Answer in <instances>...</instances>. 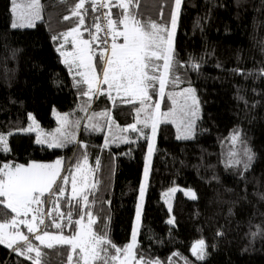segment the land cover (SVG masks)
<instances>
[{"label": "trees", "instance_id": "obj_1", "mask_svg": "<svg viewBox=\"0 0 264 264\" xmlns=\"http://www.w3.org/2000/svg\"><path fill=\"white\" fill-rule=\"evenodd\" d=\"M76 2L41 0L42 18L32 27L13 28L12 0H0V133H12L10 151H0V165L61 159L64 170L58 184L70 197L69 179L64 184L62 177L86 154L96 185L89 196L94 231L106 233L123 248L131 239L149 129L140 127L143 134L129 131L127 141L106 133L109 115L111 126L126 134L122 130L135 121L136 103L111 101L105 94L89 100L82 95L84 85L74 86L57 50L58 39L52 37L76 27V18L64 19ZM91 7L86 4V27L101 17V10L93 12ZM174 7L175 0H134L133 11L142 22L168 26ZM111 12L114 19L121 18V9ZM173 47L178 73L195 89L200 118L191 139H178L172 123L158 125L137 231V257L160 264H264V0H182ZM54 110L71 112L69 119L80 121L78 128L70 129L79 143L49 148L36 143L34 133L17 132L27 125L29 114L44 129L56 127ZM95 113L107 114L100 120L94 117V124L100 121L98 131L86 128ZM237 131L240 142L234 146L230 137ZM245 148L253 154L248 169L242 163L229 166V154L236 152L244 160ZM172 184L193 189L196 198L178 191L172 203L173 223H168L161 194ZM45 201V230L59 234L61 229L46 215L57 198L46 195ZM58 203L65 215L74 212L73 220L82 215L83 201L72 209L67 198ZM13 216L0 205V222ZM55 222L60 223V217ZM63 224V234L75 232L77 225L68 226L66 220ZM23 229L30 242L41 247L42 264H68L69 246L49 249ZM200 239L206 255L197 260L190 247ZM19 246L26 247L23 242ZM0 264L32 261L0 245Z\"/></svg>", "mask_w": 264, "mask_h": 264}, {"label": "snow or ice", "instance_id": "obj_2", "mask_svg": "<svg viewBox=\"0 0 264 264\" xmlns=\"http://www.w3.org/2000/svg\"><path fill=\"white\" fill-rule=\"evenodd\" d=\"M12 4V11L17 15V21H19L13 22V28L32 27L35 21L41 19L43 7L41 0H31L26 6L27 10L20 12H18V9L22 8V6L17 4V0H12ZM86 4H91L93 12L108 9L103 17L97 16L94 18L93 26L95 33L99 34L101 31H105L106 36L110 35V51L107 39L102 40L99 35H93L91 29L85 26V16L88 11ZM133 4L134 0H77L74 7L70 10V16H65L64 19L76 18L79 23L69 32L62 34L65 40H67L68 36L73 37L72 45L75 52L65 53L61 51V56L65 57L63 62L68 66L70 74H73L74 86L80 88L86 85V90L82 93L84 97H88L91 100L95 95L105 94L103 85H107V94L110 98L111 91L114 89L118 96L123 94L121 98L125 102L134 103L138 101L141 105L137 109L136 124L129 125L128 129H123L122 131L131 129L143 134V129L138 128L137 125H143L144 128L151 127L152 136L146 137L149 143L148 157H146L144 169L145 182L140 186V200L142 202L158 125L162 122H167L168 118H172L171 122L176 123V117L179 116L180 123L177 124V128L179 130L183 127L187 135L178 136V138H190L197 117L198 100L195 95V89L191 87L184 89L180 93H167L169 98H173L174 95L183 96L185 102L180 106L178 113L176 110L161 112L160 103L152 102L150 94L156 90V84L158 83L159 94L163 97L166 86L169 83L179 81V77L171 75L177 65L172 37L175 33L182 0H175V7L171 12V30L160 26L154 21L146 23L136 19ZM114 7L122 10L121 18H113L111 9ZM101 20L104 23H101ZM120 25L123 26V30H118ZM81 28L88 32L89 40L80 39L82 35ZM120 38H122L123 43H118ZM52 39L57 40L59 37L54 36ZM97 41H100L96 45L98 51H94V42ZM57 50L60 51V49ZM94 58L99 61V70L96 63H94ZM161 60L163 61L162 72L159 64ZM192 66L196 69L199 67V65L195 64ZM189 100L191 101L190 104ZM173 103H176L174 99ZM81 110L87 111L88 109L87 107H82ZM141 114H143L142 119L140 118ZM56 115L59 126L52 132H45L41 129L31 114L28 117L31 124L25 131L35 132L36 143L47 144L49 148H63L70 143H79L75 132L70 131V129L78 128L80 121H71L67 113ZM93 118H88L89 124L86 125V128L98 131L97 124L92 123ZM185 121L187 122L185 123ZM8 135H12V133H8ZM230 139L235 146L240 142V133L238 131L233 133ZM108 143L109 140L106 138L105 146ZM81 147L86 146L81 144ZM0 151H10L8 148V136L4 134H0ZM244 157L245 159L241 160L237 158L236 152H231L229 154V166H236L242 163L244 169L247 170L253 159L250 149H244ZM61 167V159H57L54 163L32 162L24 165L8 162L0 165V198H3L0 199V205L10 209L15 214L10 221L0 222V245H4L18 255L31 260L32 264H42L43 253L41 247L31 243L29 236L19 230V226L24 225L28 233L34 234L35 240L39 241L41 246L49 249H52L55 245L69 246L71 251L68 255V264H73L74 261L75 264H160L159 260L145 259L143 255L137 257L138 224L133 227L131 242L123 248L112 243L106 233L99 234L94 231L93 226L96 223V219L90 210L89 196L96 185L88 182L90 168L87 165L86 154L83 160L77 162L75 172L72 173L71 197H66L65 188L58 184V180L61 179ZM62 179L67 184L68 176H64ZM57 188H59L58 192ZM176 191H178L177 188H172L164 195L168 197ZM185 194L192 199L196 198V194L191 190H188ZM46 195H55L57 198L54 209L48 211L46 215L48 219L53 220L52 226L54 228L61 229L59 234H52L45 230L47 226L45 225V212L42 206L46 203ZM61 198L68 199V207L70 209L80 207L81 201H83L82 215L79 219L73 220V211H69L66 215L60 211L58 201ZM30 214L31 219L29 220ZM84 215H87L86 224L83 223ZM57 216L61 219L60 223L55 222ZM140 216L141 204H138L136 212L137 222H139ZM64 220L67 221L68 226L73 224L78 226L74 233L63 234ZM168 223H173V221L169 220ZM21 241L26 247L22 248L19 246ZM205 247L203 240L195 242L192 246L193 255L197 259H204L206 255ZM32 253L35 255H31ZM173 255H178V253ZM185 264H188V262L185 261Z\"/></svg>", "mask_w": 264, "mask_h": 264}, {"label": "rangeland", "instance_id": "obj_3", "mask_svg": "<svg viewBox=\"0 0 264 264\" xmlns=\"http://www.w3.org/2000/svg\"><path fill=\"white\" fill-rule=\"evenodd\" d=\"M31 2V0H17V4H19V5H21L22 6V8H20V9H18V12H20V11H26L27 9H26V6L29 4ZM12 7H13V4H12V6H11V26H12V24H13V22H19V21H17V15L16 14H14L13 13V11H12ZM41 18H42V15H41ZM40 20V19H39ZM39 20H37V21H39ZM37 21H35V23L37 22ZM79 23V21H78V19H77V24ZM35 25V24H34ZM94 25V24H93ZM90 26V27H87V28H91L92 30V34L93 35H99L100 37H101V34H103L104 35V33H105V31H101L99 34H97V33H95V28H94V26ZM160 26H162V27H167L169 30H171V25H168V26H165V25H160ZM17 28H28V27H17ZM71 30V29H70ZM70 30H68L67 32H69ZM118 30H123V26L122 25H120L119 26V28H118ZM66 32V33H67ZM85 32H87V31H85V29L84 28H81V33H82V35H81V37H80V39H84V40H89L90 39V36H89V34L86 36V37H84L83 36V34H85ZM175 33H176V29H175ZM175 33H174V35H173V37H172V42H173V40H174V36H175ZM106 34V33H105ZM166 35V34H165ZM106 38V36L104 35L103 36V39H105ZM72 39H73V37L72 36H68L67 37V40H65V38H64V36L63 35H61L60 37H59V39H58V49H60V51H59V53H60V55H61V51L62 52H65V53H70V52H75V49L73 48V45H72ZM107 41H108V47H109V51H110V45H111V37H110V35H107ZM100 43V41H97V42H94V47H93V50L94 51H98V48L96 47V45H98ZM118 43H123V40H122V38H120L119 40H118ZM61 59H62V62L64 61V59H65V57H63V56H61ZM176 59V58H175ZM176 61H177V59H176ZM64 63V62H63ZM94 63H95V60H94ZM65 64V63H64ZM159 64H160V66H161V72L163 71V61L161 60V61H159ZM66 65V64H65ZM67 66V65H66ZM178 66H179V62L177 61V65H176V67L174 68V70H173V72L171 73V75L172 76H174V77H179V81L178 82H176V83H169L167 86H166V89H165V95L163 96V97H161L160 96V94H159V84L157 83L156 84V90L154 91V92H151L150 94H151V96H152V102H159L160 103V111L161 112H170V111H173V110H176L177 111V113L179 112V109H180V106L181 105H183L184 104V102H185V98L183 97V96H180V95H174L173 96V98H169V96L167 95V93H173V94H176V93H180V92H182L184 89H186V88H189V87H191V88H193L191 85H189L188 83L187 84H184V82H183V79H182V77H181V75L178 73ZM68 67V66H67ZM69 69V68H68ZM72 76H73V74H71ZM101 78H102V74H101ZM77 79H79V77H77ZM85 86V90H86V85H84ZM103 88L105 89V95L111 100V101H114V100H123V101H125L124 99H122L121 97H122V95L123 94H121L120 96H118L117 95V93H116V91L113 89L112 91H111V98L109 97V95L107 94V85H103ZM194 89V88H193ZM196 95V94H195ZM96 96V95H95ZM197 98V97H196ZM173 99L176 101V103L174 104L173 103ZM198 100V99H197ZM189 102V104L191 103V101L189 100L188 101ZM134 103H136V111H135V121L132 123V124H136V122H137V109H139L140 107H141V105L139 104V102L138 101H136V102H134ZM168 106H167V105ZM153 107H154V103H153ZM65 113H67V114H69V116H70V114H71V112L70 113H68V112H58V111H56V110H54L53 111V116H54V118H55V120H56V122H57V125H56V127H54V128H52V129H44V128H42L38 123H37V121H36V123L40 126V128L41 129H43L45 132H52L53 130H55L59 125H58V121H57V115L56 114H59V115H63V114H65ZM98 113H95L92 117H96V119L98 118L99 120L101 119V117L102 116H100V115H97ZM31 116L33 117V115L31 114ZM28 117H29V115H28ZM34 118V117H33ZM141 119L143 118V114H141V117H140ZM200 118V107H199V103H198V109H197V117H196V119H195V126H194V128H193V130H192V132H191V135H190V138H187V139H191V138H193L194 136H195V132H196V124H197V121H198V119ZM35 119V118H34ZM163 119V118H162ZM93 120H94V118H93ZM93 120H92V123H94L93 122ZM99 120H97V122H96V124H97V126H98V128H99V125H100V121ZM99 121V122H98ZM172 121V118H168V120H167V122L168 123H172L173 125H174V127H175V130H176V137L178 138V136H180V137H183L184 135H187V133L184 131V128L183 127H181L179 130H178V128H177V124L178 123H180V117L179 116H177L176 117V123H173V122H171ZM187 121H185V123H186ZM111 118H110V116L108 115L107 116V127H106V133H108V134H111L112 136H114V137H119V138H121V140L122 141H127L128 140V136H127V133L129 132V131H132L131 129H129L128 131H126V134H124V133H121V130H118V129H116L115 127H113V126H111ZM163 123V122H162ZM30 124H31V121L29 120V118H28V123H27V125L24 127V128H21V129H19V130H17V132H27V131H25V129H27L29 126H30ZM89 124V120L87 121V123H86V125H88ZM131 124V125H132ZM137 127L138 128H140V127H143V125H137ZM144 128V127H143ZM148 129H149V137H151L152 136V132H151V127L149 126V127H147ZM88 129H90V128H88ZM125 129H128V126H126L125 127ZM31 133H34L35 134V137H36V133L35 132H31ZM0 134H4V135H6V136H8V133H0ZM156 134H157V132H156ZM111 136V137H112ZM113 138V137H112ZM178 139H185V138H178ZM155 141H156V135H155V139H154V149H155ZM148 143H149V141H148ZM45 145H47V144H45ZM153 152H154V150H153ZM153 152H152V154H153ZM146 157H148V146H147V152H146V156H145V163H146ZM151 159H152V155H151V157H150V161H149V168H150V165H151ZM32 163V162H31ZM37 163H40V162H37ZM54 163V162H53ZM145 163H144V169H145ZM28 165V164H27ZM87 165L89 166V168H90V171H89V174H88V182L90 183V184H92V183H94V171H93V168L90 166V164H89V162L87 161ZM144 169H143V173H142V180H141V183H140V186H141V184L142 183H144L145 182V176H144ZM63 170H64V168H63V165H62V167H61V176L63 175ZM75 172V168L74 169H72L71 171H68L67 173H66V175L65 176H68V178H69V194H70V197H71V179H72V173H74ZM77 177H78V179H79V176H78V174H77ZM147 180H148V177H147ZM63 183H64V181H63ZM65 184V183H64ZM146 185H147V182H146ZM172 188H177L178 189V191H182L183 192V194L185 195V196H187L188 198H190L188 195H186L185 193L188 191V190H191L192 192H194V190L193 189H190V188H184V187H181V186H179V185H176V184H172L169 188H167L166 190H164L163 192H162V194H161V198H162V200H163V202H164V204H165V206H166V209L168 210V212H169V217H168V221L169 220H172L173 221V219H172V215H171V210H172V203H173V199H174V196H175V194L178 192V191H176V192H174V193H172V195L171 196H168V197H165V193H167V192H169V190L170 189H172ZM146 190V189H145ZM195 193V192H194ZM145 196V195H144ZM144 200V199H143ZM166 200H167V202H166ZM138 204H141V211H142V206H143V201L141 202V200H140V188H139V193H138V199H137V204H136V211H135V217H134V223H133V227H134V225H137L138 224V227H139V223H140V220H139V222H137V219H136V212H137V205ZM15 215V214H14ZM21 218H23V217H21ZM28 219L30 220L31 219V214L29 215V217H28ZM83 223H87V215L84 217V220H83ZM78 227V226H77ZM23 228H25V229H27L26 228V226H24V225H20L19 226V230L21 231V232H23L24 234H25V232H24V229ZM132 230H133V228H132ZM40 234H42V232H40ZM52 234H55V233H52ZM131 239H132V234H131ZM131 239H130V241L129 242H131ZM201 240V239H200ZM197 241H199V240H197ZM197 241H195V242H197ZM22 242V241H21ZM38 242V244H40V242L39 241H37ZM194 242V243H195ZM20 243V242H19ZM193 243V244H194ZM193 244H192V246H193ZM192 246L190 247V252H191V254L193 255V253H192ZM193 257L195 258V259H197L196 258V256L195 255H193ZM197 260H200V259H197ZM195 261H193V263H194ZM195 264V263H194Z\"/></svg>", "mask_w": 264, "mask_h": 264}, {"label": "built area", "instance_id": "obj_4", "mask_svg": "<svg viewBox=\"0 0 264 264\" xmlns=\"http://www.w3.org/2000/svg\"><path fill=\"white\" fill-rule=\"evenodd\" d=\"M104 13H105V12H103V9H101V17H103ZM101 23H104V21L102 20V22H101ZM104 35L106 36V34H105V33H104ZM106 38H107V36H106Z\"/></svg>", "mask_w": 264, "mask_h": 264}]
</instances>
